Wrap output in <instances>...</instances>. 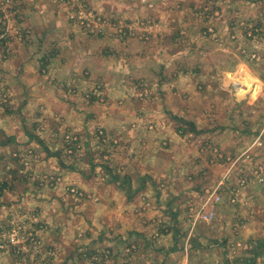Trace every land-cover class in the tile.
<instances>
[{
    "label": "rangeland",
    "instance_id": "374dc122",
    "mask_svg": "<svg viewBox=\"0 0 264 264\" xmlns=\"http://www.w3.org/2000/svg\"><path fill=\"white\" fill-rule=\"evenodd\" d=\"M56 1L66 7L69 22L87 36L109 34L120 43L149 39L151 24L146 20L103 16L86 9L81 0ZM25 2L0 0V34L4 35L0 39V114L15 113L6 109L9 95L2 66L16 44H30V30L24 26ZM254 3V16L261 19L240 22L242 36H231L226 42L234 50L232 62L246 65V71H239L241 78L225 87L219 74L209 89L202 84L201 90L196 88L200 102L193 103L195 114H165L164 122L182 141L175 143L173 163L163 169L162 176L148 174L149 180L140 182L135 177L129 185L109 181V175L116 179L122 175L113 165L112 144L101 128L87 138L64 131L56 146L45 152L28 144L11 153L9 161L17 162L22 173L34 179L30 188L44 194L56 190L61 196L55 200L61 228L53 234L66 238L68 244L64 248L59 240L54 248L42 246V234L49 232L45 222L15 223L0 233V254L11 253L21 261L22 255L29 254L35 263L37 257L38 264L64 260L63 256L72 264H264V0ZM202 11L210 19L208 10ZM42 70L48 75V67ZM78 70L79 76L75 75ZM87 75L79 65L73 67L62 102L81 95L84 101L93 100L107 109L105 84L97 81L90 89L76 85ZM124 84L133 100L143 101L150 94L144 80ZM100 144L110 145L109 149H97ZM103 151L107 153L100 158ZM46 156L59 167L50 169L55 174L40 170L41 165L35 169ZM93 164L101 168L94 169ZM64 173L72 178L66 180ZM104 176L108 182L102 181ZM5 178L7 187L12 185V175ZM4 181L0 180V189ZM141 186L146 189L138 193ZM36 204L46 207L43 212L50 208L45 198ZM122 223L128 225L122 227ZM45 236L48 239L50 234ZM11 238L15 244L9 242ZM105 251L107 259L102 257Z\"/></svg>",
    "mask_w": 264,
    "mask_h": 264
},
{
    "label": "crops",
    "instance_id": "0c3cea01",
    "mask_svg": "<svg viewBox=\"0 0 264 264\" xmlns=\"http://www.w3.org/2000/svg\"><path fill=\"white\" fill-rule=\"evenodd\" d=\"M25 1L24 26L30 30V44H16L12 57L2 66L9 95L6 109L8 113L11 109L15 113L0 114V169L3 172L0 180L10 175L13 179L9 187L6 181L1 182L0 233L15 223L28 226L45 222L49 227L45 234L50 236L47 239L42 234V246L54 248L61 240L65 248L66 238L53 234L61 228L60 210L55 206V200L61 196L56 190L44 194L30 188L34 179L29 178V173L23 174L17 162H10L9 155L28 144L44 152L52 150L64 131L87 138L92 137V130L101 128L110 138L112 162L122 175L118 179L109 175V181L129 185L135 177L140 182L149 180L148 174L162 176L163 169L173 163L170 159L175 154V143L182 141L164 122L165 114H195L193 103L200 102L196 88L201 90L202 84L209 89L219 74L225 87L241 78L239 71L245 70L246 65L232 62L234 50L226 42L231 36H242L240 22L248 24L261 18L255 17L252 11L256 5L254 0H81L86 9L103 16L126 21L143 19L151 24L147 41L132 39L120 43L109 34L96 37L83 34L69 22L66 7L56 0ZM202 9L208 10L210 19ZM76 65L88 73L83 81L76 82L80 89H90L97 81L107 86L110 104L107 109L93 100L84 101L81 95L66 104L62 102V92L68 89V75ZM47 67L48 75H43L42 68ZM78 72L75 75L79 76ZM129 80L147 83L150 94L144 102L127 96L130 91L124 90V82ZM120 101L124 102L118 106ZM109 146L100 144L97 149H109ZM40 165L43 168L40 170L48 174H55L51 168H59L53 166L50 156H46L45 162L35 164V169ZM93 166L101 168L98 164ZM63 175L66 180L72 178L69 173ZM104 178L101 180L108 182ZM144 189L141 186L138 193ZM44 198L50 208L57 209L56 214L50 208L43 212L46 207L36 204ZM63 226L68 229L67 219ZM63 257L64 260H48V264H72V259ZM35 259L36 263L29 254L22 255V261L11 253L0 254V264H38Z\"/></svg>",
    "mask_w": 264,
    "mask_h": 264
},
{
    "label": "built area",
    "instance_id": "2783aa9c",
    "mask_svg": "<svg viewBox=\"0 0 264 264\" xmlns=\"http://www.w3.org/2000/svg\"><path fill=\"white\" fill-rule=\"evenodd\" d=\"M4 37V35L3 34H0V39H2ZM72 192H73V190H71ZM79 192H77V194H78ZM76 194V195H77ZM80 197H82V194L80 195ZM219 198H216V200H218ZM205 219H206V216H205ZM9 242H13V244H15L14 243V239H10L9 240ZM36 243H39V242H36ZM0 247H2V246H0ZM108 251H105V253H107ZM105 253H103V255H102V257H105L106 259L109 257V252H108V254H105ZM95 254V253H94ZM97 254V253H96ZM105 264V263H104Z\"/></svg>",
    "mask_w": 264,
    "mask_h": 264
}]
</instances>
